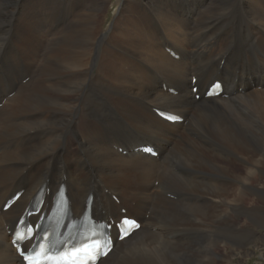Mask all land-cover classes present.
<instances>
[{
  "label": "bare ground",
  "instance_id": "1",
  "mask_svg": "<svg viewBox=\"0 0 264 264\" xmlns=\"http://www.w3.org/2000/svg\"><path fill=\"white\" fill-rule=\"evenodd\" d=\"M111 1L48 0L44 17L34 0H0V264H24L12 233L60 185L73 218L92 196L109 226L98 264H212L232 232L249 238L238 219L262 194L250 182L264 177V0H117L105 27ZM122 217L139 228L118 241Z\"/></svg>",
  "mask_w": 264,
  "mask_h": 264
},
{
  "label": "rangeland",
  "instance_id": "2",
  "mask_svg": "<svg viewBox=\"0 0 264 264\" xmlns=\"http://www.w3.org/2000/svg\"><path fill=\"white\" fill-rule=\"evenodd\" d=\"M29 1H33V0H29ZM36 1L37 0H34V2H32L33 6L31 7V9L33 10L35 5L36 12L43 9L45 10L43 16L48 17L50 14L48 0L45 3L42 2V4H37ZM116 1L117 0H112L109 4L110 9L108 12H106L107 18L104 23L105 27H107L110 24V22L115 16L116 8H117ZM11 22H13L12 19ZM263 172H264V167H263ZM250 183L252 185L253 184L256 185L257 187L259 186L258 188L260 189L262 194H259L260 197H256L254 195L248 194L247 198L243 200L244 201L243 206L246 205L245 207L248 210V213L245 217H239L238 222L242 224V229H244L243 231H241L242 235H244L245 237L246 236L249 237L247 239L248 241L245 240L243 244L244 246L239 247L238 245L234 244L233 241L234 232H232V235H230L229 237L230 243L228 244L226 249H223L220 244L215 245L214 251L216 256L213 257L214 262H212V264H264V196H263L264 177L259 179L258 182L254 183L252 181ZM121 212L122 215L125 214L124 210H122ZM229 214L231 215L229 216V218H231L230 220L235 221L236 219L234 218V216L231 213ZM255 222H257L258 225H256ZM205 243L206 242L203 240L194 242L192 243L193 249H195L196 251V249L203 247ZM195 254L196 253L194 252V255ZM199 255H200L199 250H197V256ZM178 264H186V263L183 260H180Z\"/></svg>",
  "mask_w": 264,
  "mask_h": 264
},
{
  "label": "snow or ice",
  "instance_id": "3",
  "mask_svg": "<svg viewBox=\"0 0 264 264\" xmlns=\"http://www.w3.org/2000/svg\"><path fill=\"white\" fill-rule=\"evenodd\" d=\"M124 224H129L131 222L125 220L123 221ZM29 231H31L29 229ZM39 245L37 246V250H39ZM52 249L49 246L45 249V259L49 258V255L52 253ZM101 251V241L99 239L96 240H89L88 238H82L80 241H78L76 244L73 245L72 249H60L55 252V255L59 257L62 253L65 255L69 254L74 258L75 264H80V259L83 258L85 264H87V259L90 258L93 261V264L95 262V258L97 255L100 254ZM84 253L85 255L83 257H80L78 254ZM55 264H58V261L55 262Z\"/></svg>",
  "mask_w": 264,
  "mask_h": 264
}]
</instances>
